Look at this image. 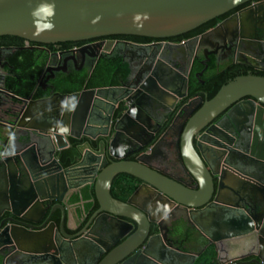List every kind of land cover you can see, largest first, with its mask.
<instances>
[{
  "label": "water",
  "instance_id": "1",
  "mask_svg": "<svg viewBox=\"0 0 264 264\" xmlns=\"http://www.w3.org/2000/svg\"><path fill=\"white\" fill-rule=\"evenodd\" d=\"M248 1L0 0V37L40 44L116 35L166 39ZM45 4L54 6V15L33 18L31 13ZM137 15L140 20L134 21ZM49 21L54 27L41 31ZM154 58L147 70L152 81L139 83L135 102L127 97L131 91L123 89L125 82L120 87L52 92L37 100L8 92L16 102L0 106L9 118V124L0 121V264H70L68 258L77 256L84 264H194L208 247L215 252V264H264V76L231 79L210 100L201 101L180 127L178 153L195 183L190 188L140 158L125 160L121 154L149 134L155 116L169 115L184 96L177 85L181 80L173 76L175 66ZM183 80L187 92V73ZM115 92L119 96L114 101L110 93ZM147 98L158 106L147 107ZM120 102L123 110L112 122ZM167 119L165 115L143 147ZM34 137L45 141L40 145L50 143L57 156L41 152ZM70 138L85 142L76 147L77 161L64 167L58 156L71 147ZM119 174L140 183L125 201L110 192ZM174 210H182V220L205 239L199 252L153 243ZM57 211L58 223L53 219ZM70 211L74 228L66 222ZM151 224L157 235L149 236ZM77 229L73 235L66 232Z\"/></svg>",
  "mask_w": 264,
  "mask_h": 264
},
{
  "label": "flooded vegetation",
  "instance_id": "2",
  "mask_svg": "<svg viewBox=\"0 0 264 264\" xmlns=\"http://www.w3.org/2000/svg\"><path fill=\"white\" fill-rule=\"evenodd\" d=\"M218 18L220 19L210 29L182 41L174 40L175 37L154 39L128 35L55 43L51 44V47L45 46L47 44H35V42L26 40L22 41V46H17L14 41H10L7 44L5 42L3 44V41H0V89L5 90V92L0 93V106L8 108L16 102V100L9 96L8 92H11V90L7 85L12 84L19 77V68L14 60L15 54L19 51L17 50L18 48H25L24 50L35 53V63L33 65L38 70V73L34 78L33 90L29 94L32 100H37L50 95L52 92H57L56 86L73 72L85 71L91 73L99 59L118 56L121 62L127 65L129 73L125 81L111 87H120L125 82L126 86L124 85V88H122L126 89V91H131L127 97H131L133 102H135L134 96L136 95L139 83L142 80H147L146 84L149 85L152 81V77L149 76L150 72L148 71H151L154 65V57H161L175 66L174 68L177 72L173 76H177L181 80L177 85L180 95L184 96L177 100L174 110L169 115H167L168 113H160V115L153 118L154 121L150 122L151 129L153 130L160 126L165 115L168 116V119L164 121L163 130L155 135L151 144L143 147V143L149 139L152 130L148 132L149 134L141 136L140 142L134 146L127 147L121 154L126 156L125 160L140 158L150 167L162 171L190 188H194L195 183L184 170L178 153V134L180 127L189 114L200 105L201 101L203 102V97L198 95L189 98V87L187 88V92L184 91L183 76L186 73L188 74L189 83L190 71L193 65L198 63L201 69L196 74L202 73L200 76L202 77L212 61L217 71L231 69L235 73V76H264V0H250ZM217 25L220 26L217 30H213ZM207 32L209 33L205 34ZM61 44L65 45L62 46ZM256 46H259L261 51L256 49ZM249 52L256 55L251 57ZM200 83L204 84V81ZM110 96L115 101L119 95L115 92L110 93ZM145 105L152 109L158 106L152 98L145 99ZM120 107H123L121 102L115 105L112 122L117 119L115 118V113ZM175 117L176 119L173 121ZM3 118V114L0 113V121L9 124V118ZM26 122L28 124L33 123L32 120H26ZM172 122V126L161 137L162 133ZM159 138L160 140H158ZM33 140L39 143V145L41 143L45 144L44 140L37 137H34ZM44 144L40 145L41 147L39 146V149H44L41 152L46 153V155L49 154V156L52 154L53 156H57L50 143L46 144V146ZM149 150L152 151L150 152ZM145 152H147V155ZM128 196L119 192L115 198L125 201ZM54 203L53 201L51 205ZM184 215L182 210H174L172 215L161 223V236L153 238V243L158 244L162 242L168 248L172 247L175 250L188 251V248L191 247L187 235L188 231L192 232L193 237H198V233L192 223L182 220V216ZM53 219L58 223V211L53 216ZM73 220L72 216L67 218L66 222L69 227H73V224H71ZM79 229L75 231L66 230V232L69 235H73ZM157 234V230L151 224L149 236ZM55 236L57 235L55 234ZM102 236L103 234L100 233L96 238ZM67 261L70 264H84L85 262L82 256L68 258Z\"/></svg>",
  "mask_w": 264,
  "mask_h": 264
},
{
  "label": "trees",
  "instance_id": "3",
  "mask_svg": "<svg viewBox=\"0 0 264 264\" xmlns=\"http://www.w3.org/2000/svg\"><path fill=\"white\" fill-rule=\"evenodd\" d=\"M219 19L220 18L218 17L212 19L190 32L175 37L174 40L182 41L195 37L213 27ZM0 41H3V44L4 42L7 44L10 41H14L17 46L23 45V39L14 36H1ZM61 45L64 46L65 44ZM45 46L51 47V44ZM34 56L35 53H32L29 50H21L15 54L14 60L19 68V77L17 80H14L12 84L7 85V87L17 96L26 98L33 90L34 78L38 73V70L33 65L35 63ZM200 69L201 66H199L198 63H195L190 71L188 83L189 98L200 95L203 97V101L210 100L218 92L221 86L236 77L231 69H221L217 71L213 61L210 62L205 74L200 78H196L195 75ZM128 73L129 69L127 65L123 64L118 56L103 57L98 60L91 73L85 71L78 73L73 72L69 77L65 78V80L63 79L60 84L56 86V91L60 93H73L83 89L117 86L126 80ZM201 81H204V84H201ZM122 110L123 107H120L116 111L115 118L119 117ZM84 142L85 140L69 139L71 147L63 150L58 156L59 161L64 167L77 161L78 153L76 147ZM92 145L95 146L96 143H92ZM138 183L139 181L130 175L119 174L112 181L110 189L111 195L117 197L120 192L121 194L128 196ZM90 192V194H86L87 198L92 194V190ZM187 235L189 237V245H191L188 250L198 251L199 246H201L202 243L199 236L193 237V234L190 231H188ZM194 264H215V252L212 247H208L203 251Z\"/></svg>",
  "mask_w": 264,
  "mask_h": 264
},
{
  "label": "clouds",
  "instance_id": "4",
  "mask_svg": "<svg viewBox=\"0 0 264 264\" xmlns=\"http://www.w3.org/2000/svg\"><path fill=\"white\" fill-rule=\"evenodd\" d=\"M41 13H44L47 17H52L54 15V6L50 5V4H45L40 6L37 10H34L31 15L33 16V18L39 16ZM145 19H147V17H144ZM98 19V18H97ZM140 20V16L137 15L136 17H134V21H138ZM36 23L35 19H34V24ZM54 27V25L49 21V23L45 24L43 26V28H41L40 30L43 31L45 29L51 30Z\"/></svg>",
  "mask_w": 264,
  "mask_h": 264
},
{
  "label": "crops",
  "instance_id": "5",
  "mask_svg": "<svg viewBox=\"0 0 264 264\" xmlns=\"http://www.w3.org/2000/svg\"><path fill=\"white\" fill-rule=\"evenodd\" d=\"M85 199H88L87 197H86V194H85ZM86 207H90V205H87ZM78 214H79V216H81V212H80V210L78 209ZM73 215V213L70 211V214H69V216H72ZM201 226L203 227V228H205L206 229V224H202L201 223ZM199 239L202 241V243H201V246H199V249H198V251H193V250H188V251H192V252H199L201 249H202V245H204L205 243H206V241H205V239L204 238H201V237H199Z\"/></svg>",
  "mask_w": 264,
  "mask_h": 264
}]
</instances>
